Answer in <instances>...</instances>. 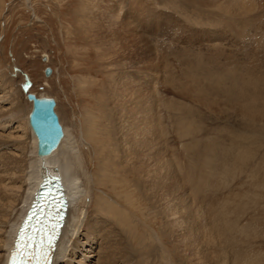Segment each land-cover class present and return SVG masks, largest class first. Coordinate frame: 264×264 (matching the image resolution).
Here are the masks:
<instances>
[{
	"label": "rangeland",
	"instance_id": "374dc122",
	"mask_svg": "<svg viewBox=\"0 0 264 264\" xmlns=\"http://www.w3.org/2000/svg\"><path fill=\"white\" fill-rule=\"evenodd\" d=\"M262 1L260 6L264 10V0ZM204 2L206 0H0V112L9 113L12 101L8 97L14 95V102L21 103L24 110L22 115L25 117V113L30 110V103L22 88L26 76L31 83L30 93L55 100V112L60 124L63 123L69 130L70 144L73 140V143L78 144H74L78 150L75 151L79 154V150L81 151L86 174L94 176V182L85 178V186L81 187L83 191L79 190L83 193H75L72 202L69 198L70 221L66 225L64 241L60 250L56 251L55 256H58L54 258L53 264H171L166 259L168 254L172 262L182 264L187 260L188 252L183 251L186 240L180 239L187 236L188 232H195L200 237L201 229L197 230L191 223L198 215L200 204L195 200L200 196L199 193H196L198 197L193 194L190 184L184 182L185 178L179 172L178 191H166L168 193L161 197L149 190L145 193L146 199L133 193L132 189L125 188L119 175H115V182H112L114 185L106 175L100 177L101 172L106 169L102 162L110 157L104 148L112 141L108 143L109 140L104 139L109 120L105 114L110 112L114 104L119 103L121 97H115L119 92L124 91L122 98L135 103V91L140 87L144 89L148 114L152 115V119L162 122L161 125L156 122L153 127L149 125L151 132L148 134L149 146L146 151L148 156L150 153L148 170L151 177L147 178L148 186L158 181L155 173L165 175L163 181L167 184L172 182L167 162L173 160V153L174 162L180 166L181 172L188 170L185 168L189 166H197L196 169L204 171L208 166L204 158L205 152L197 155L202 144L206 148L212 141L229 143L231 139H237L238 148L248 149L252 157H247L238 164H234L235 158L230 157L232 166L236 165L230 173L229 162L225 163V158L219 160L218 168L225 164L228 176L219 175L220 177L215 178L216 181H221L224 188L218 194L226 198L227 203H231L229 205L235 214H241L239 229L243 227V233L252 235L250 241L257 243L260 251L264 250V165H261L258 174L253 172L264 161V122L261 118V121L256 122L244 118L238 107H232L225 97L219 95L218 89L221 87L220 80L228 70L226 66L235 68L234 78H240L246 69L250 71L249 67L256 69L257 76L261 72L264 74V14L255 16L251 21L254 25L247 28L234 27L233 24L241 23L237 18L228 23L212 25L203 19L205 17L200 19V11H196L198 5ZM88 12L96 15L88 20L89 25L87 19L85 23L81 17ZM107 12L118 17L113 18L116 25H129L134 35L133 32L130 36L128 33L121 35L107 27L114 21L108 17ZM202 12L204 13V9ZM101 28L107 29V32L104 31L105 35L101 33ZM99 47H106L108 51L100 53ZM119 48L124 49V52ZM116 55L121 58L118 59ZM46 67L51 69L48 77L45 76ZM203 70L208 78L213 77L215 81L211 82L206 78ZM233 75L230 74L231 79H234ZM8 81L11 82L12 94L7 90ZM259 86L260 91L264 90L263 83L260 82ZM240 106L241 109L246 107L244 103ZM24 117L20 116L9 125L4 123L7 120H1L2 159L10 156L19 159L18 142L23 139L26 145L29 143V133L26 129L23 130ZM102 117L104 121L101 120ZM179 119L195 123V138L187 137L183 141L177 139L174 122ZM161 130L165 136L159 135ZM120 134L121 132L115 134L114 139H117L118 145H123L120 139L123 136ZM187 140L191 142L193 149L196 148V153L185 158L182 156L184 152L181 144ZM121 145L118 146L120 150ZM118 148L114 152L116 161L119 160ZM154 151L158 153V157ZM207 157L212 158L209 154ZM213 162L215 166L214 157ZM3 166L0 162L1 177L8 175V178L17 179L9 175L10 171L5 170L7 166ZM259 184L262 185L260 189L257 187ZM16 185H21L24 197L27 185L22 182H17ZM256 187L258 189L255 190ZM202 196L199 200L207 199L203 193ZM101 198L110 202L115 212H119L117 218L114 215V219L113 216L107 217L108 211L101 212ZM24 201L16 209H23ZM12 213L14 217L15 211ZM120 223L122 227L118 225ZM128 226L130 227L127 228ZM131 238L134 241L131 242ZM198 242L200 247L197 242L192 244L193 249H197L194 253L201 248L202 241ZM124 246L127 250L123 253L119 249ZM1 255L5 253L0 248Z\"/></svg>",
	"mask_w": 264,
	"mask_h": 264
},
{
	"label": "bare ground",
	"instance_id": "6f19581e",
	"mask_svg": "<svg viewBox=\"0 0 264 264\" xmlns=\"http://www.w3.org/2000/svg\"><path fill=\"white\" fill-rule=\"evenodd\" d=\"M26 1H29V0H26ZM262 2H263L262 0H260L259 2L257 0H213V1H209V0L207 1L206 0V2L200 3V5H198V8L196 9V11H198V10L200 11L199 12L200 19H202L201 17H205L203 19H205L206 22H209L212 25L221 24L222 22L228 23L231 21V19L237 18L238 20L241 21V23L233 24V25H234V27L238 26L239 29H242V28L250 27L249 25L253 26L254 23L251 22V21H253V18L255 16L257 17V15H259V14H261V15L264 14V10H261L262 5L260 6V4H263ZM28 4H30V3L28 2ZM30 7H32V6L30 5ZM180 7L181 6L179 5V8ZM184 9H185V7H184ZM203 9H204V13L202 12ZM188 10H187V12H188ZM110 12H107V14L109 13L108 17H110V19H112V21L114 20L113 18H118L116 15H114ZM193 13H195V12H193ZM93 16H96L95 13L88 12L87 15L83 14L81 17H83V20L86 23L88 20L90 21L91 17H93ZM196 18L199 19L198 17H196ZM86 19H87V21H86ZM190 20H192V17ZM89 21H88L87 25L90 24ZM116 24H117V22H115V20H114L113 23L109 24V26H107V27H109L113 32H120L121 35H123L124 33H128L129 34L128 36H130V33L133 32V31L131 32V28L129 25H125L123 23H118V25H116ZM86 28L88 29V27H86ZM91 28H93V27H91ZM103 29L104 30H102V28H101L100 31L103 35H105V32H107V29H105V28H103ZM90 30H92V29H90ZM90 32H92V31H90ZM112 34H114V33H112ZM132 35H134V32ZM261 35H262V33H261ZM131 38H132V36H131ZM262 39L264 40V38H262ZM125 40L126 39H123V41H125ZM141 42H142V40H141ZM130 43H132V41ZM138 43H139V41H138ZM127 44H129V43H127ZM120 45H122V43ZM128 46H130V45H128ZM107 47H109V46L107 45ZM118 47H119V45H118ZM118 47H117V49H118ZM125 49H126V47H125ZM119 50L123 51L124 49L119 48ZM101 51L106 52L108 50L106 47L105 48L99 47V52L102 53ZM125 52H126V50H125ZM130 52L131 51H129V53ZM125 55H126V53H125ZM131 55H133V54H131ZM119 57L121 58V56H119ZM119 57H118V59H119ZM192 64H193V62H192ZM226 64H228V63H226ZM198 67H200V66L198 65ZM226 67L228 68V70L226 71V74L222 78V80H220V83H221L220 86L221 87H218L219 95L225 97V99H227L228 103L230 105H232V107L233 106L238 107L241 110L244 118L249 119V120L252 119L251 120L252 122L259 121L261 118V120L264 122V119H263L264 118V90L260 91V89H259L260 82H261V84L262 83L264 84V77H263L264 74L261 72V74L259 76H257L256 69L249 67V68H251L250 71H247L248 69H246V70H244V72L240 78H234L235 75H233V72L236 71L235 68L232 66H230V67L226 66ZM165 68H167V66ZM193 68H191V69H193ZM200 68L202 69V67H200ZM189 71H192V70L189 69ZM193 72H194V70H193ZM200 72H201L200 74L203 76L202 71H200ZM219 72H220V74H222V71H219ZM50 73H51V71H50ZM50 73L45 74V76L48 77L50 75ZM204 74H205V71H204ZM230 74L233 75L234 79H231ZM240 74H241V72H240ZM211 75H213L212 72H211ZM236 75H239V74L236 72ZM202 76H201V78L203 79L204 76L203 77ZM229 76H230V78H229ZM206 78H208L207 75H206ZM206 78L204 79V81L206 80ZM208 79H210L211 82L215 81V79L213 77H212V79H211V77ZM201 81H203V80H201ZM195 83L197 84V81H195ZM126 85H127V83H126ZM6 86H7L8 93L12 94L13 90H11L12 89L11 88V82L8 81V84H6ZM128 87H129V85H128ZM29 89H30V86H29L28 90H26V91H24V89H23V93L25 94L26 100L30 103V109H31V101L28 100L27 96H26L27 93L30 92ZM195 89L196 88H194V90ZM201 89L202 88L200 87V92L202 91ZM143 90L144 89L142 87H140V88H137V90L135 91V93H136L135 98L137 97L135 103L133 100L132 101L128 100V98H126L128 101L125 98H122L124 91L119 92V94L117 96H115V97H117V99L119 97H121L119 100V103L114 104L115 106L110 108V110H109L110 112H107L105 114L106 116H108L109 120L107 122V124H108V126L106 127L107 133L104 136V139L107 138V140H109L108 143L112 140L111 141L112 144L109 143L108 146L104 148L106 153H108V155L110 157L109 158L106 157L105 161L102 162L106 169H104L103 172H101L100 177H105V175H106L108 177L107 179L110 180V183L112 185H114L112 182H115L114 181L116 178L115 175H119V177L122 179L121 182L124 183L125 188L132 189L133 193L139 195L143 199H146L145 193L149 192V190H152V192L154 194H158V196H161V197L164 196V194L166 195L168 193L166 191H171L173 193L178 191L177 187H179V185H177V181L179 180L180 174H182L181 177L183 179L185 178L184 182L190 184V187H191L193 194L199 193V196H200L199 198H203V196H202V193H203V195H205L204 196L205 198L207 196V199L206 200L205 199L199 200V198L197 200L194 199L197 202V204H200V205H199V209L197 211L198 215H196L197 216L196 219L192 220L191 223H192V226H195V228H197V230L201 229V233H200V237H199L195 232H194L195 234L194 233L190 234L188 232L187 236H183L180 239L182 241L186 240L185 243L183 244V251L188 252L187 260H185L184 263H182V262H180V263H182V264H198V262H199V264H211L213 261V264H264V250L260 251V249L256 246L257 243L255 244L253 241H250L253 237H252V235L248 236V234H245V232L243 233V227H241L239 229L238 223L240 222V217H241L240 215L241 214L239 212H237L235 214L234 211H232V207L230 206L231 203H227V199L222 197L220 194H218L219 190L222 189L223 187H222L221 181H219V180L216 181V179H215V178H218L219 175L228 176L226 174V171H225V169H226L225 164L221 168H218V166H217L220 159L225 158L226 159L225 163L229 162L228 173H230L229 171H231L232 168L234 169V167H236V165L232 166V163H231L229 158L230 157L235 158V159H233L234 164H238L240 162L242 163L245 161L244 159H247V157H249V158L252 157L250 151L248 149H245V148H243V149L238 148V146H239L238 141L235 138H234L235 140L231 139V141L229 143H223L224 141H222V142L219 141V143H217V140L214 142L212 141L211 145H209L206 148L204 147L203 144H202V146H200L198 148L199 145L194 140V143H196V145H198V146H196L195 144L194 145L199 149V150H197V155L205 152L204 158H205V162H207L208 166L204 169V171H202L200 169H196L197 166H194L191 168L189 166V168H185L188 170L181 172L180 166H178L177 162H174L175 156L173 153V157H174L173 160H170L167 162L168 169H169L168 171H170V172H168V174L172 173V175H170L171 177L169 175L168 176L170 177L169 179L172 180V182L170 181L171 183L167 184L165 181H163L165 175L159 176V174H161V173H155V177L158 178V181L154 182L151 186L149 184V186H150L149 187L148 182H147V178L151 177V175H149L150 173L148 170V160H149L150 153L148 156V153L146 151L147 146H149L148 145V142H149L148 134L151 132V130L149 129V127H150L149 125L154 126V124L156 122H158L156 124L161 125L162 122L157 121V119H152L151 118L152 115L148 114V107L146 106V97L144 95L145 93L143 92ZM196 92L197 91H195V93ZM10 97H8V98L11 99V101H12L11 102L12 103V106H11L12 109L7 114L0 112V122H1V120L3 121V119L7 120L6 122H4V123H6V125H7V123L9 125L15 119H19L20 116L24 117V115H22L24 110L20 105L21 103L19 104L17 102L16 103L14 102L15 101L14 95H13V97L10 95ZM37 97H45V96H37ZM201 97H202V95L200 96V98ZM130 99H131V97H130ZM203 99H205V98H203ZM126 103H128V104H126ZM242 103H244L246 106L243 109H241V106H240V104H242ZM135 104H136V106H135ZM132 105H134V107ZM55 107H56V102H55ZM55 107H54V110H55ZM106 111H108V110H106ZM29 112H30V110L27 113H25V117L23 119V122L25 123V125L23 126L24 127L23 130L26 129L27 132L29 133L28 140L30 143V147L28 148L29 143L26 145L22 141L23 139L22 140L20 139V141L18 142L20 144L17 143L18 144L17 150L20 151L19 159H16V158L13 159V158H11V156H10V158H7V159L3 158L2 159V156H0V162L4 166H7V167H5L6 168L5 170L10 171V174L9 173H6V174L12 175L18 179V181H17V179L8 178L9 177L8 175L2 176V177L0 176V248L3 249V252L5 253V255L0 256V264H6L7 251L10 249V247H12L13 239L15 237L16 231L19 227L20 221H21L26 209L37 198L38 189L42 186V183H44V182L49 183L50 181L54 180V181L59 182V184L62 188L63 194H64L65 198L67 199L68 206H67L64 222H63V225L61 228V233L59 235V239H58V242L56 244V249L54 251L53 258L50 262V264H53L55 262L54 258L56 256H58V255L55 256L56 251L60 250V246L64 241L63 239H64V235H65L64 232L66 230V225L70 221L69 215H70L71 210L68 209L69 203H70L69 198L71 199V202H72L73 196L75 195V193H78V192L80 193L79 190L81 189V187L85 186V183H86V182H84V181H86L85 178H87V180H91V181L94 180V176H89V175L87 176L88 173L86 174L87 169L84 166L81 151L79 150L80 154L76 152L78 150H76V148L74 146V144L76 143V142L73 143L74 140L72 141L73 145L70 144L69 130L65 125H63V123L61 124L62 130H63V137L61 138L58 146L53 151H51L49 154L39 155L37 153L36 137H35L34 133L32 132L31 127L29 126V123H28ZM248 116H250V118H248ZM252 116H254V117L252 118ZM186 119H188V118H186ZM101 120L104 121L103 117L101 118ZM118 121H119V123H118ZM59 123H61V121ZM194 124L190 123L189 121H185L183 119H179L176 122H174V125H175L174 131L177 134L176 135L177 139H179L180 141H183V139H186L187 137L195 138L196 137V134H195L196 131L194 130V127H193ZM3 128H6L5 125H3ZM119 132H121L120 135L123 136L120 138L123 141V145H121L122 143L118 145L117 143H119V142L117 141V139H116V141L114 139V137H115L114 135L117 133L119 134ZM150 135L152 136V134H150ZM159 135H162V136L164 135L163 130H161ZM157 137H159V136H157ZM196 139H198V138H196ZM155 144H157V143H155ZM223 144H225V145H223ZM76 145H78V144L76 143ZM117 145L122 146L121 150L118 148ZM192 146L193 145L188 140L185 143L181 144V147L183 149L182 151L184 152V154L182 155L183 157L186 158L191 153L192 154L196 153V148L193 149ZM117 148L119 149V156H118L119 160L117 159L118 161H116L114 159L115 158L114 152L117 150ZM194 150H195V152H194ZM155 152L156 151H154V153ZM207 154H209V157L212 156V158H208ZM157 157H158V153H157ZM213 157L216 159L215 166H214V162H213ZM199 161L203 162V159L199 158ZM262 162L263 163H260L256 166L257 167L256 169H253V172L257 173L259 171V169L264 167V166L261 167V165H264V161H262ZM175 163L177 165H175ZM160 164H162V163H160ZM158 167H159V165H158ZM178 167L180 170L177 169ZM101 169H102V167H101ZM7 171H5V172H7ZM116 171H118V172H116ZM166 171H167V169L164 172L166 173ZM178 172L180 174H178ZM150 180H151V178H150ZM17 182H22V184L27 185V189L25 192L26 198H25V196L22 197L23 196L22 193H24V192L21 193V191H22L21 185H16ZM105 182H106V180H105ZM178 184H179V182H178ZM261 186H262L261 184L257 185L258 188ZM122 187H123V184H122ZM257 187L255 188V190L258 189ZM111 189H113L112 186H111ZM81 190L83 191V188ZM164 192H166V193H164ZM81 193H83V192H81ZM249 193H251V192H249ZM154 194L153 195L151 194V195L154 196ZM197 195L198 194H196V197H198ZM168 196H169V194H168ZM196 197H194V198H196ZM24 198H25V201H24ZM108 198H109V196H108ZM251 199L252 198H250V201L252 202ZM23 201H24L23 209H20V208L16 209L18 204L23 203ZM244 202L246 203V199ZM248 202H249V200H248ZM245 203H243L242 205L245 206ZM154 204H155V202H154ZM99 205H100L101 212H105V211L107 212L108 211L107 213L105 212L107 217H111L114 215V216H116L115 218H117V216H119V214H118L119 212L118 211L115 212L114 208L111 206L112 204L110 202L108 203V201L106 199L101 198L99 200ZM21 206H19V207H21ZM13 211H15L14 217H12ZM190 212L191 211H189V213ZM193 213L195 214V212H193ZM114 216L112 217L113 219H114ZM193 217H195V216H193ZM118 218H120V217H118ZM119 221H120V219H119ZM118 225L122 227L121 223ZM129 227L130 226H128L127 228H129ZM189 227H191V226H189ZM247 232H249V231H247ZM125 233H127V232H125ZM3 235H5V237H3ZM249 235H250V233H249ZM255 236H257V234ZM128 237H130V236H128ZM198 240L202 241L201 248H199L200 250L198 252L194 253L195 251H197V249H195V248L193 249L194 246L192 244L197 242V245L199 246L200 242H198ZM132 241H134V240L131 238V242ZM258 241H260V240H258ZM197 245L195 244V246H197ZM263 247H264V245H263ZM260 248H262V247H260ZM119 250H121L123 252L124 250H127V247L124 246L123 249L120 248ZM113 251H114V249H113ZM116 251H117V249H116ZM256 252H258V255ZM57 254H58V252H57ZM179 256L181 257V255H179ZM192 257H195V258H192ZM157 258H156V260H158V259L162 260L161 258H158V259ZM170 258L171 257L169 256V254L166 255V259L168 261H170L171 264H176V263L172 262V260ZM166 259H164V260H166ZM182 261H184V260L182 259ZM159 264H162V263H159Z\"/></svg>",
	"mask_w": 264,
	"mask_h": 264
},
{
	"label": "water",
	"instance_id": "95a60500",
	"mask_svg": "<svg viewBox=\"0 0 264 264\" xmlns=\"http://www.w3.org/2000/svg\"><path fill=\"white\" fill-rule=\"evenodd\" d=\"M50 68H45V74L50 73ZM31 85L30 80L25 76L22 88L24 91L28 90ZM27 99L31 101V109L28 115V123L34 133L37 141V153L39 155L49 154L53 151L59 144L61 138L63 137V130L61 124L59 123L58 116L54 110L55 100L52 97H37L34 94L28 92ZM46 185H42L41 188L60 189L57 181L44 182ZM43 192V191H39ZM56 196H50V199ZM40 198H36L33 202L32 215L39 217L38 209L41 203H36ZM57 201V199H54Z\"/></svg>",
	"mask_w": 264,
	"mask_h": 264
}]
</instances>
